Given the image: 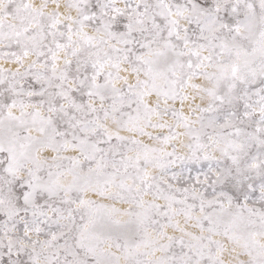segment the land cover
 <instances>
[{
	"label": "snow or ice",
	"instance_id": "1",
	"mask_svg": "<svg viewBox=\"0 0 264 264\" xmlns=\"http://www.w3.org/2000/svg\"><path fill=\"white\" fill-rule=\"evenodd\" d=\"M0 264H264V0H0Z\"/></svg>",
	"mask_w": 264,
	"mask_h": 264
}]
</instances>
